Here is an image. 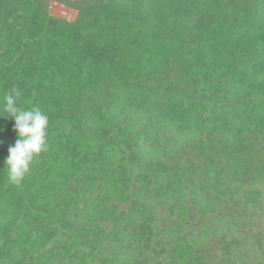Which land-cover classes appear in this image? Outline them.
<instances>
[{
    "label": "trees",
    "instance_id": "1",
    "mask_svg": "<svg viewBox=\"0 0 264 264\" xmlns=\"http://www.w3.org/2000/svg\"><path fill=\"white\" fill-rule=\"evenodd\" d=\"M49 1L0 0V264H264V0Z\"/></svg>",
    "mask_w": 264,
    "mask_h": 264
},
{
    "label": "clouds",
    "instance_id": "2",
    "mask_svg": "<svg viewBox=\"0 0 264 264\" xmlns=\"http://www.w3.org/2000/svg\"><path fill=\"white\" fill-rule=\"evenodd\" d=\"M20 92L13 87L4 97L3 111L14 120L13 130L17 139L9 146L5 159L8 179L13 184H20L30 170L35 157L47 151L48 116L39 108L21 109L17 99ZM4 117V116H3Z\"/></svg>",
    "mask_w": 264,
    "mask_h": 264
},
{
    "label": "rangeland",
    "instance_id": "3",
    "mask_svg": "<svg viewBox=\"0 0 264 264\" xmlns=\"http://www.w3.org/2000/svg\"><path fill=\"white\" fill-rule=\"evenodd\" d=\"M49 12L55 17L73 20L77 14L74 7L60 3L58 0L49 1Z\"/></svg>",
    "mask_w": 264,
    "mask_h": 264
}]
</instances>
